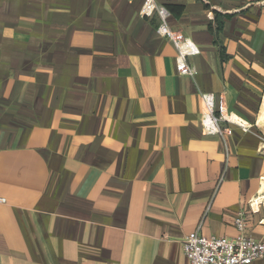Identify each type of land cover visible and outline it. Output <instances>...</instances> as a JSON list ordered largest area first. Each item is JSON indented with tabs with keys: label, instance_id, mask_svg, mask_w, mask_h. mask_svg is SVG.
<instances>
[{
	"label": "crops",
	"instance_id": "1",
	"mask_svg": "<svg viewBox=\"0 0 264 264\" xmlns=\"http://www.w3.org/2000/svg\"><path fill=\"white\" fill-rule=\"evenodd\" d=\"M153 1L183 7L194 78L144 0H0V264H188L238 214L264 243V0ZM203 93L250 129L206 134Z\"/></svg>",
	"mask_w": 264,
	"mask_h": 264
},
{
	"label": "built area",
	"instance_id": "2",
	"mask_svg": "<svg viewBox=\"0 0 264 264\" xmlns=\"http://www.w3.org/2000/svg\"><path fill=\"white\" fill-rule=\"evenodd\" d=\"M133 1V0H131ZM139 14L143 19H150L157 15L160 24L157 33L165 37L175 48L177 55L175 58V68L180 76L194 78L197 70L189 65L188 59L198 56L200 50L198 46L183 34L171 30L166 22L169 12L166 8L156 5L153 0H144ZM201 100L205 107V113L201 117V125L206 134L224 135L229 130L221 131L220 125H236L243 131L250 129L249 125L236 123L233 115L226 108L222 97L216 98L214 94L203 93ZM223 182V175L219 177L215 191ZM1 203L5 200L1 199ZM250 205H264V192L250 200ZM211 200L208 202L203 218L211 208ZM247 218L244 214H238L233 219V224L237 230L235 237H205L200 234L201 225L187 235L182 242L183 254L188 264H251L254 261L264 259V243L250 238L246 233ZM262 223V222H261Z\"/></svg>",
	"mask_w": 264,
	"mask_h": 264
},
{
	"label": "trees",
	"instance_id": "3",
	"mask_svg": "<svg viewBox=\"0 0 264 264\" xmlns=\"http://www.w3.org/2000/svg\"><path fill=\"white\" fill-rule=\"evenodd\" d=\"M205 8H207V7L205 6ZM166 10L168 12H170L171 14H173L174 16L179 17L181 15V13L183 12V7H181V6H168V7H166ZM226 17L227 16H225V15H221L219 13H214L213 21L208 26L209 32L214 35V41H213L214 45L218 44V35L222 31L223 23H224V20ZM212 26H213V28H212ZM219 54H220V58L222 61H227L229 59V57L225 54L223 48L219 49Z\"/></svg>",
	"mask_w": 264,
	"mask_h": 264
},
{
	"label": "bare ground",
	"instance_id": "4",
	"mask_svg": "<svg viewBox=\"0 0 264 264\" xmlns=\"http://www.w3.org/2000/svg\"><path fill=\"white\" fill-rule=\"evenodd\" d=\"M234 121V120H233ZM234 122H236V121H234ZM236 123H238V122H236Z\"/></svg>",
	"mask_w": 264,
	"mask_h": 264
}]
</instances>
